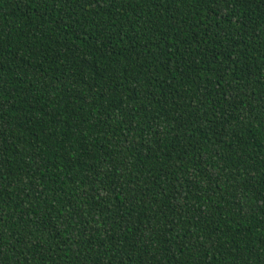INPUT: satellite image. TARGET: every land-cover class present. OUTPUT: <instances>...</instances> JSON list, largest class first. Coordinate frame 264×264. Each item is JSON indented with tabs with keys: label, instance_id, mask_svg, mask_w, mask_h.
Listing matches in <instances>:
<instances>
[{
	"label": "trees",
	"instance_id": "obj_1",
	"mask_svg": "<svg viewBox=\"0 0 264 264\" xmlns=\"http://www.w3.org/2000/svg\"><path fill=\"white\" fill-rule=\"evenodd\" d=\"M0 264H264V0H0Z\"/></svg>",
	"mask_w": 264,
	"mask_h": 264
}]
</instances>
